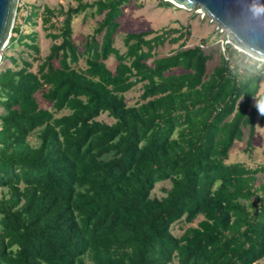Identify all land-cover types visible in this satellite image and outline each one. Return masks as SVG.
<instances>
[{
    "label": "trees",
    "instance_id": "16d2710c",
    "mask_svg": "<svg viewBox=\"0 0 264 264\" xmlns=\"http://www.w3.org/2000/svg\"><path fill=\"white\" fill-rule=\"evenodd\" d=\"M130 2L24 15L19 1L7 47L22 49L3 52L0 67V264H264V163L228 161L246 130L245 150L254 147L264 63L229 42L206 49L215 29L190 46L184 24L127 32L121 50L118 17ZM79 15L101 18L75 43ZM20 18H40L45 57Z\"/></svg>",
    "mask_w": 264,
    "mask_h": 264
},
{
    "label": "rangeland",
    "instance_id": "374dc122",
    "mask_svg": "<svg viewBox=\"0 0 264 264\" xmlns=\"http://www.w3.org/2000/svg\"><path fill=\"white\" fill-rule=\"evenodd\" d=\"M84 2H88L89 4L93 2V0H83ZM167 1V0H166ZM22 4L26 5L24 9L21 6V14H28V12L32 15H35V12L38 11L39 7L44 4L49 5L54 8H64L67 9L68 6H75L78 0H21ZM177 7V6H176ZM94 8V7H92ZM91 8L87 9L90 10ZM41 10V8H40ZM27 11V13H26ZM194 11V10H193ZM192 10L188 9H180V10H172L170 8H165L157 5L156 0H131L128 5L123 7V13L120 17H118V21L120 25L118 27V33L115 36V46L121 48L123 50L125 47L123 46V36L127 32H140L144 30L156 31L161 28L167 26H174L177 24H184L185 26H189L191 30V40L189 41V45H197L200 42V39L207 38V36L215 30H218L220 36H214V34L208 39V44H205V48H217V46L222 47L223 36L227 35V30H223V28L218 27L215 21H212L210 15L201 10V8H197L195 12L198 14L194 15L191 18ZM101 16L87 17L86 19H82V15L76 16L73 21V40L75 43H79L84 41L86 35L92 32V29L95 25V20L100 19ZM179 19L181 23H176L175 21ZM192 19V20H191ZM19 22L23 24L22 31H31L34 30L38 34V46L39 53L42 57L49 52V47L51 45V38L47 36V30L43 28V24L40 18L37 19V23L35 25H24L23 18H20ZM215 38V39H213ZM228 41V38L226 39ZM22 47L15 48L14 51H8V47L2 50L3 52H8V55L14 56ZM169 45H166L163 49V53H167L169 51ZM240 49V48H238ZM248 54V53H247ZM249 55V54H248ZM252 56V55H251ZM252 58L259 60L261 63H264V58H258L252 56ZM5 61H0V67L3 65ZM41 62V60H33L34 66L33 70H36L37 63ZM2 63V64H1ZM5 63L9 64L8 61ZM108 66L113 69L117 64L116 59L111 56L107 61ZM218 64L217 54L214 58L209 62L208 69L209 71ZM264 86V79L261 83V90ZM139 86H137L138 88ZM140 91L138 89H133L126 94V99L128 100V104H132ZM38 101L40 106L43 108H49L50 104L45 102V100L41 97H38ZM64 111V110H63ZM1 112V110H0ZM67 111L58 112L56 116H60ZM261 114H259V117ZM100 120L106 121L107 123L113 122L112 118H110L106 113L99 117ZM248 140V131L246 130L242 136V138L236 140L233 146L230 148L229 152V162H241L245 164L247 167L256 168L264 163V118L261 122L256 126V134L253 138V149L245 150L246 143ZM257 177L259 180L264 181V174L258 173ZM161 187H169L168 181L159 182L156 184L154 193L157 195H163L161 191ZM187 226V225H186ZM182 224L175 223L173 225V231L176 234H180L182 232Z\"/></svg>",
    "mask_w": 264,
    "mask_h": 264
},
{
    "label": "water",
    "instance_id": "95a60500",
    "mask_svg": "<svg viewBox=\"0 0 264 264\" xmlns=\"http://www.w3.org/2000/svg\"><path fill=\"white\" fill-rule=\"evenodd\" d=\"M188 10L201 8L236 47L264 58V0H171ZM18 0H0V53L13 27Z\"/></svg>",
    "mask_w": 264,
    "mask_h": 264
},
{
    "label": "clouds",
    "instance_id": "9594fccd",
    "mask_svg": "<svg viewBox=\"0 0 264 264\" xmlns=\"http://www.w3.org/2000/svg\"><path fill=\"white\" fill-rule=\"evenodd\" d=\"M19 1H21V0H18V4H19ZM18 4H17V7H18ZM16 13H17V9H16ZM209 15V14H208ZM15 17H16V15H15ZM211 17V16H210ZM212 18V17H211ZM212 21H214L213 20V18H212ZM14 22H15V20H14ZM216 22V21H215ZM217 23V22H216ZM218 25V24H217ZM13 26H14V24H13ZM219 27V26H218ZM221 28H223V27H221ZM12 29H13V27L11 28V31H10V34H9V36H8V39H7V41L4 43V45H3V47H4V49L8 46V41H9V38H10V36H11V34H12ZM223 30H227V29H225V28H223ZM228 32V31H227ZM226 39H227V35H226ZM224 42H229V43H231L230 41H229V39H228V41L227 40H224L223 39V43ZM223 43H222V45H223ZM232 44V43H231ZM233 45V44H232ZM234 46V45H233ZM234 47H236V46H234ZM237 49L239 48V47H236ZM238 50H240V51H242V52H244V53H246L247 54V52H245V51H243V50H241V49H238ZM2 52V51H1ZM249 54V53H248ZM247 54V55H248ZM249 56H251V54H249ZM252 57V56H251ZM1 58H2V53H0V61H1ZM258 110H259V112H260V114L261 115H264V105H259L258 106Z\"/></svg>",
    "mask_w": 264,
    "mask_h": 264
},
{
    "label": "bare ground",
    "instance_id": "6f19581e",
    "mask_svg": "<svg viewBox=\"0 0 264 264\" xmlns=\"http://www.w3.org/2000/svg\"><path fill=\"white\" fill-rule=\"evenodd\" d=\"M167 1L173 3L175 6H177V7H179V8H184V9H185V7H183V6L179 5V4H176V3H174V2L171 1V0H167ZM195 9H197V8H195ZM195 9H192V10H195Z\"/></svg>",
    "mask_w": 264,
    "mask_h": 264
}]
</instances>
